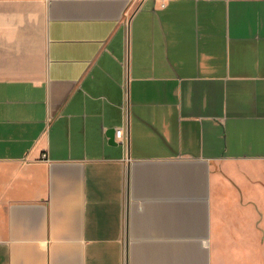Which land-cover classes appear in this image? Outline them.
Listing matches in <instances>:
<instances>
[{"label": "crops", "instance_id": "obj_1", "mask_svg": "<svg viewBox=\"0 0 264 264\" xmlns=\"http://www.w3.org/2000/svg\"><path fill=\"white\" fill-rule=\"evenodd\" d=\"M0 264H264V0H0Z\"/></svg>", "mask_w": 264, "mask_h": 264}, {"label": "built area", "instance_id": "obj_2", "mask_svg": "<svg viewBox=\"0 0 264 264\" xmlns=\"http://www.w3.org/2000/svg\"><path fill=\"white\" fill-rule=\"evenodd\" d=\"M116 133H117V136H118V137H122V135H123V130H122V128H118Z\"/></svg>", "mask_w": 264, "mask_h": 264}]
</instances>
